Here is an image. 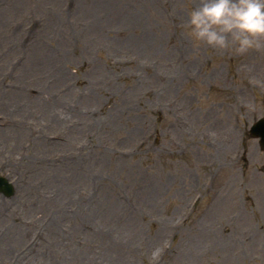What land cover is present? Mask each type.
<instances>
[{"label":"rangeland","instance_id":"374dc122","mask_svg":"<svg viewBox=\"0 0 264 264\" xmlns=\"http://www.w3.org/2000/svg\"><path fill=\"white\" fill-rule=\"evenodd\" d=\"M83 1L0 0V264H264V49Z\"/></svg>","mask_w":264,"mask_h":264},{"label":"clouds","instance_id":"9594fccd","mask_svg":"<svg viewBox=\"0 0 264 264\" xmlns=\"http://www.w3.org/2000/svg\"><path fill=\"white\" fill-rule=\"evenodd\" d=\"M186 34L194 46L243 55L264 49V0H199L187 13ZM264 85V79H257Z\"/></svg>","mask_w":264,"mask_h":264},{"label":"water","instance_id":"95a60500","mask_svg":"<svg viewBox=\"0 0 264 264\" xmlns=\"http://www.w3.org/2000/svg\"><path fill=\"white\" fill-rule=\"evenodd\" d=\"M262 125H263L262 122L257 123V125L254 127V129L257 130L258 132H255V134L261 133L260 129H262ZM261 134H262V136L264 135L263 133H261ZM1 184L4 185L3 187L0 188L2 190V192H4L5 195H7V196L11 195L10 187L7 184L5 179H0V185Z\"/></svg>","mask_w":264,"mask_h":264},{"label":"bare ground","instance_id":"6f19581e","mask_svg":"<svg viewBox=\"0 0 264 264\" xmlns=\"http://www.w3.org/2000/svg\"><path fill=\"white\" fill-rule=\"evenodd\" d=\"M84 1H86V0H84ZM84 1H83V3H85ZM35 62H37V61H35ZM33 64H34V63H33ZM36 66H37V64L35 63V67H36ZM17 94H19V93H17ZM22 96H23V95H22ZM28 105H29V104H28ZM24 107H25V106H24ZM25 108H26V107H25Z\"/></svg>","mask_w":264,"mask_h":264}]
</instances>
